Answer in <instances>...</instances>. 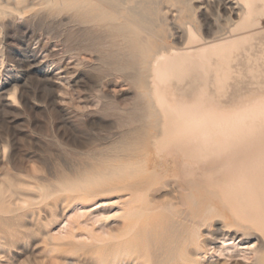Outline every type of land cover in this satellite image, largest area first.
I'll use <instances>...</instances> for the list:
<instances>
[{
	"label": "bare ground",
	"instance_id": "1",
	"mask_svg": "<svg viewBox=\"0 0 264 264\" xmlns=\"http://www.w3.org/2000/svg\"><path fill=\"white\" fill-rule=\"evenodd\" d=\"M1 1L8 5L13 4L15 11L18 12L25 8L26 4H53L54 8L59 9L60 7L65 12L67 11L78 22L80 27L84 28L90 42L97 46L107 44L108 50L111 52L121 54L123 57L126 56L128 60L125 59L124 63H127L126 60L129 61L130 67L137 66L138 69L141 67L143 68L142 70L145 69V75L142 74L144 72H140L142 70H138L139 72L137 75L135 73V75L140 80L141 78L145 82L147 80L146 84H149V87L152 84L155 85L158 99L153 101V97H151L152 100L148 101L146 110V114L150 119H155L154 122L149 124L152 131L139 133L134 140L122 144L123 146L120 144V149L114 148L110 151L108 148L107 154L101 151L102 154L93 157L89 164L77 170L56 171L51 179L39 176L40 178H35L37 180L34 182L21 181L16 183L12 180H5L0 183V264H26V259L23 260L25 262L16 263L11 256H4L5 252L3 250H6L5 248H15L23 240H33L35 238H38L40 243L46 248L49 247L56 250L59 247H71V254L75 255L76 258L72 259V257H69L70 259H65V264H94L95 262L96 264H204L206 256L211 252V249L220 258L227 251L231 252L237 247L226 245L227 241L234 244L239 239V236L243 239L257 238L259 240L255 229L257 232L262 229L264 210L263 212L258 210V212H255L257 215L260 213L261 217L253 219L251 224H245V222L241 224V220L238 221L236 218L227 222L228 218L223 211L231 209L225 201L226 198H229L233 192H243L247 188L239 187L238 185L240 184H226L227 186L220 192L217 183H211L206 186L207 177L210 176L209 171L211 172L208 167V163L211 161L209 149H195L194 144L196 143H194L190 130V132L187 131L184 134L166 132L165 128H163V123L161 124L160 122L164 115H177L190 121L194 118L196 119V117L200 116L201 118L209 114L210 108L208 109L207 107L201 110L202 112L200 113L196 112L194 103H196V100L206 87L205 77L209 73L211 75L218 69L225 68L224 64L228 58L224 54L223 47L220 45L222 48L218 51L214 50L215 46H217L218 42L230 39L234 35V31L230 29L231 27H228V22L236 26L239 24L237 22L240 21L241 25H243V22L247 21L244 20L246 17H251L258 11V8L254 6L256 3L254 4L253 0ZM258 1L257 3H259ZM214 4L223 5L224 9L228 11V19L223 18V15L220 14L221 12L219 13ZM189 12L204 15L210 20V24L215 29L212 37L207 38L197 35L196 26L194 27L192 24V17L188 15ZM161 15L165 17L170 15L172 17L171 20L165 18V21L167 19L172 24L177 41L175 45L168 41L169 30L163 26ZM235 19H237V22ZM178 20L183 23L181 26L176 25ZM247 42H249L248 39ZM231 43L226 45H231ZM111 58L116 59L114 55ZM121 59L118 57L114 62L117 64L122 61ZM108 62L111 61L109 60ZM233 63H236V61ZM208 65L211 70L207 68ZM139 66L141 67L139 68ZM119 72L117 71L119 75H122L126 71L122 74ZM220 72L222 71L220 70ZM108 74L110 75V73ZM214 74L217 75V72ZM119 78L122 79L121 77ZM130 78L132 77H129V80ZM140 83H142V80ZM144 88L147 89L148 87ZM152 91L150 92L152 93ZM151 93L150 96L152 95ZM10 97L13 96L10 95ZM8 99L10 101V98ZM144 99L146 100L147 97H144ZM12 101L14 100L12 99ZM208 118L210 117L208 116ZM163 122L165 121L163 120ZM223 138L225 139L226 137ZM201 145L203 146L204 144ZM197 146H199V143ZM199 169L203 171L206 169L205 173L208 171L206 177L202 176L201 173V179L203 180L197 179V171ZM33 170L32 173H34ZM37 170L35 168L34 171ZM240 176L242 175L240 174ZM249 181H245L246 185H248ZM259 191V189L252 188L248 190L249 195L245 196L248 205L254 207L262 205L264 208V199L256 195L258 194L256 192ZM114 195L117 201L119 200L118 205H113L118 206L117 212L112 213L114 215L110 214L111 216L109 215L103 219L99 216L100 214L96 216L98 213L95 211L96 215L93 212L89 213V209L99 204L98 201L101 197ZM70 210H73L74 214L67 217ZM232 212L230 213L232 214ZM64 221V225L57 230V234H54L56 233L54 231L52 233V229L55 226L62 225L61 223ZM110 222H115L114 226H108L111 224ZM222 222L223 225L221 224ZM209 223L221 225L218 229L220 237L215 238H219L223 242L218 249H214L215 247L209 248L211 243L209 245L206 242L204 245L201 244V230ZM207 228L209 229L210 227ZM232 234L235 236L232 237ZM243 239H239L241 243ZM251 253H254V255L256 253L260 254L255 264H264V245L259 244L257 249ZM83 255L96 256L97 260L94 263H91L92 260L85 263L86 260H82L84 258L82 257ZM250 257L251 259L253 258L252 256ZM244 258L246 259V257ZM254 258L256 259L255 256ZM247 260H249L248 257ZM29 263L32 264L31 261ZM46 264H49V262Z\"/></svg>",
	"mask_w": 264,
	"mask_h": 264
},
{
	"label": "rangeland",
	"instance_id": "2",
	"mask_svg": "<svg viewBox=\"0 0 264 264\" xmlns=\"http://www.w3.org/2000/svg\"><path fill=\"white\" fill-rule=\"evenodd\" d=\"M257 1L253 0V3H256L254 6L258 8V11L253 16L246 17L244 20L247 21H244L243 25L240 21L237 22V19L235 20L239 24L236 26L228 22V27L234 31L233 38L220 41L215 46L214 50L218 51L223 47L224 54L228 58L224 64L225 68L218 69L219 72L215 71L217 75L214 74L215 72L211 73L214 77L210 73L208 74L210 77H205L206 87L194 103L196 112L200 113L207 107L210 108L209 114L202 116L203 118L199 116L190 121L177 115H164L160 121L161 124L163 123L166 132L184 134L191 131L194 143H196L194 144L195 149H209L211 161L208 163V167L211 172L207 167L210 176L207 177L206 186L217 183L220 192L229 184H240L239 187L247 188L243 192H233L229 198H226L225 201L231 209H229L230 211L228 209L223 210L228 218L227 222L236 218L238 221L241 220V224L244 222L251 224L253 219L261 217L260 213L258 216L255 212H263L264 210L262 205L258 207L248 205L245 199V196L249 195L248 190L250 188L259 189L260 191L256 192L258 193L256 195L264 199V0L258 1L261 2L260 5ZM0 4V183L5 180H12L16 183L21 181L34 182L40 177L51 179L56 171L77 170L89 164L93 157L101 155V151L107 154L109 150L114 148L120 149V144L123 146L122 144L134 140L139 133L152 131L149 124L155 119H150L146 110L148 101L152 100L151 97H153V101H157L158 93L155 91L154 84L150 87L149 84H146L147 80L145 82L141 78L142 83H140L141 80L136 75L143 69L141 66L138 69L137 66L131 65L133 69L129 66L126 56L123 57L121 54L111 52L108 50L107 44L97 46L90 42L84 28L80 27L70 13L65 12L60 7L59 9L54 8L53 4H26V7L18 12L15 11L13 4L8 5L1 0ZM214 5L219 13L221 12L223 18L228 19V11L224 9L223 5ZM57 11L58 13H56ZM188 15L192 17L191 22L194 27L196 26L197 35L212 37L215 29L206 16L194 12H189ZM165 18L171 20L172 17L161 15V20L163 26L169 30V43L175 45L177 41L172 24L167 19L165 21ZM182 24L180 20L176 22L178 26ZM251 24L254 25L251 26ZM252 27L253 29L255 27L254 31L251 29ZM251 31L253 32L250 33ZM237 33H240L239 36ZM229 43L231 45H226ZM112 55L116 59L122 58V61L116 64L114 62L116 59L111 58ZM125 59H127V63H124ZM109 60L111 62H108ZM235 61L236 63H233ZM107 64L108 67L110 65L109 68ZM207 68L210 66L208 65ZM117 71L120 74L126 72L123 73V76V74L119 75ZM140 72H144L142 74L145 75V69ZM117 75L119 76L117 77ZM129 77L132 78L129 80ZM215 77L216 79L213 80ZM131 80L134 82L132 83ZM144 87L148 88L145 89ZM144 97L147 99L145 100ZM197 107L201 109L198 111L199 108ZM203 123L206 124L205 127ZM144 128L148 130L145 131ZM198 143L199 146H197ZM224 145L227 146L224 147ZM218 150L221 151H219L221 155L217 152ZM258 156L260 157L258 158ZM35 168L38 169V172L34 171ZM199 170L197 171V179L203 180L201 173L202 176L206 177L208 171L205 173L206 169L204 171ZM217 177L218 179H216ZM245 179L250 180L248 185H246ZM222 182L224 183L222 184ZM98 202L100 206L104 205L101 207L99 204L94 206V208L89 209V213L93 212L96 215V212L98 213L96 216L100 214L99 216L105 219L110 214L114 215L112 213L118 210V206H113L118 205L119 202L115 195L103 196ZM231 211H233L232 214ZM72 214H74L73 210H70L67 217ZM64 223L65 221L61 223L62 225L55 226L52 233L56 232L54 234H57V230ZM110 223L108 226L115 224V222ZM209 224L201 230V244L207 243L209 245L211 243L209 248L218 249L223 244L219 238L215 239L220 237L218 229L221 225ZM221 224L223 225V222ZM261 225L262 229L258 232L255 229L259 240L257 238L243 239L239 236L240 240L243 239L242 243L239 239L234 244L227 241L226 245L237 247L231 252L227 251L228 253H224V257L220 256V258L211 249L204 264L211 262L212 264H255L260 254L254 255L251 252L255 251L259 244L264 245V223ZM231 236L235 235L232 234ZM37 239L23 240L15 248H5L6 250L3 252L6 254L3 255L11 256L16 263L25 262L23 260L26 259V264H30V261L32 264H46L48 262L50 264L52 261L53 264H65L66 260L70 259L69 257L76 258L75 255L71 254L72 248L69 246L59 247L61 250L59 248L56 250L53 248V250L49 247L46 248ZM54 253H57L55 254L57 258ZM79 254L82 255L81 252ZM248 255L253 257V261ZM82 257H84L82 260H86L85 263L91 260V263H94L97 260L96 256L83 255Z\"/></svg>",
	"mask_w": 264,
	"mask_h": 264
}]
</instances>
